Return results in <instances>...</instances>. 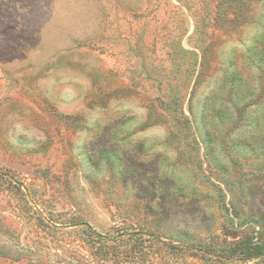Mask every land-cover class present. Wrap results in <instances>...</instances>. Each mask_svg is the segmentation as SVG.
<instances>
[{"label": "rangeland", "instance_id": "1", "mask_svg": "<svg viewBox=\"0 0 264 264\" xmlns=\"http://www.w3.org/2000/svg\"><path fill=\"white\" fill-rule=\"evenodd\" d=\"M0 264H264V0H0Z\"/></svg>", "mask_w": 264, "mask_h": 264}, {"label": "trees", "instance_id": "2", "mask_svg": "<svg viewBox=\"0 0 264 264\" xmlns=\"http://www.w3.org/2000/svg\"><path fill=\"white\" fill-rule=\"evenodd\" d=\"M241 86H243V89H244V87H247V84H243V85H241ZM240 86V87H241ZM240 87L238 88V90H237V93H241V95H246L245 94V91L244 90H242V89H240ZM262 88H263V85L261 86ZM163 245H167V244H163ZM252 250L254 249L255 251H253V253L252 254H249L248 256H247V258H246V260L247 261H251V260H254V259H256V257L258 258V257H260L259 255H261V254H263V252H262V249H261V246H259V245H256V248H251ZM258 254H257V253ZM127 256L128 257H130L131 256V251H130V254H127Z\"/></svg>", "mask_w": 264, "mask_h": 264}]
</instances>
